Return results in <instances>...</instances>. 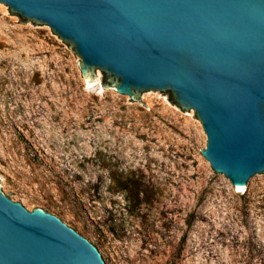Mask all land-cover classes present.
Instances as JSON below:
<instances>
[{"label":"rangeland","instance_id":"1","mask_svg":"<svg viewBox=\"0 0 264 264\" xmlns=\"http://www.w3.org/2000/svg\"><path fill=\"white\" fill-rule=\"evenodd\" d=\"M45 25L0 3V188L59 217L106 264H264V175L238 192L171 93L140 105ZM100 74V77L98 76ZM99 78V79H98Z\"/></svg>","mask_w":264,"mask_h":264},{"label":"water","instance_id":"2","mask_svg":"<svg viewBox=\"0 0 264 264\" xmlns=\"http://www.w3.org/2000/svg\"><path fill=\"white\" fill-rule=\"evenodd\" d=\"M9 15L50 28L86 85L137 101L171 93L206 136L199 150L238 191L264 175V0H0ZM145 108V107H144ZM146 109V108H145ZM0 264H106L59 217L0 188Z\"/></svg>","mask_w":264,"mask_h":264},{"label":"bare ground","instance_id":"3","mask_svg":"<svg viewBox=\"0 0 264 264\" xmlns=\"http://www.w3.org/2000/svg\"><path fill=\"white\" fill-rule=\"evenodd\" d=\"M98 76L100 77V74H98ZM99 79V78H98ZM90 85V84H89ZM238 191V190H237ZM238 192H242V191H238Z\"/></svg>","mask_w":264,"mask_h":264}]
</instances>
